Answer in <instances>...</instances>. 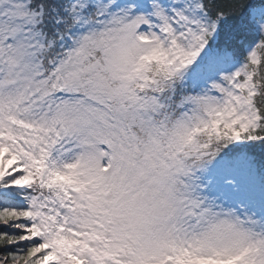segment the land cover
<instances>
[{"label": "snow or ice", "instance_id": "obj_1", "mask_svg": "<svg viewBox=\"0 0 264 264\" xmlns=\"http://www.w3.org/2000/svg\"><path fill=\"white\" fill-rule=\"evenodd\" d=\"M0 264H264V0H0Z\"/></svg>", "mask_w": 264, "mask_h": 264}]
</instances>
